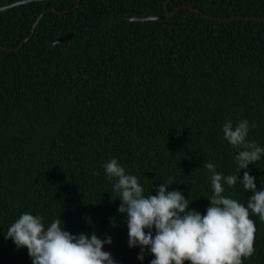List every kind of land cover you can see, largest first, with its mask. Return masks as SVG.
Wrapping results in <instances>:
<instances>
[{
	"label": "trees",
	"instance_id": "trees-1",
	"mask_svg": "<svg viewBox=\"0 0 264 264\" xmlns=\"http://www.w3.org/2000/svg\"><path fill=\"white\" fill-rule=\"evenodd\" d=\"M21 0H0V7ZM42 0L0 11V264H32L26 248L6 239L25 212L45 225L59 218L72 235L111 245L114 264H151L128 244L127 216L104 170L116 158L144 195L169 178L190 210L206 214L212 162L237 174L238 154L223 125L249 122L247 139L264 148V22H219L188 8L163 20L168 0ZM216 17H264V0H170ZM52 8L57 10L53 11ZM63 44L55 42L67 35ZM252 125H255L252 127ZM264 189V154L241 170ZM223 195L245 207L237 183ZM255 222L254 253L264 264V222ZM63 227V225H61ZM147 232V229L145 230ZM153 235L155 231L153 230ZM187 264V262H186Z\"/></svg>",
	"mask_w": 264,
	"mask_h": 264
},
{
	"label": "clouds",
	"instance_id": "clouds-1",
	"mask_svg": "<svg viewBox=\"0 0 264 264\" xmlns=\"http://www.w3.org/2000/svg\"><path fill=\"white\" fill-rule=\"evenodd\" d=\"M249 130L246 119L235 126L231 121L223 125V139L238 153V175L223 176L212 162L204 163L211 174L213 195L203 215L190 210L188 198L179 190L169 191L174 184L171 178L156 189V195L145 196L138 178L126 174L116 158L104 165L107 178L115 180L112 189L121 201L118 212L127 216L129 247L140 248L137 259L144 260L146 249L154 257L151 264H243L253 255L256 228L250 213L264 222V189H257L247 171L242 180L238 177L261 159L264 148L247 139ZM237 183L251 193L246 207L223 195L225 184L234 187ZM5 238L18 249L26 248L32 264H114L111 254L103 251L105 244L111 245L110 237L72 235L59 218L46 226L41 216L25 212L8 228Z\"/></svg>",
	"mask_w": 264,
	"mask_h": 264
},
{
	"label": "water",
	"instance_id": "water-1",
	"mask_svg": "<svg viewBox=\"0 0 264 264\" xmlns=\"http://www.w3.org/2000/svg\"><path fill=\"white\" fill-rule=\"evenodd\" d=\"M35 1H42V0H21V1H17L15 3H12V4H9V5L0 7V11L7 10V9H9L11 7H15V6H18V5H22V4H26V3H30V2H35ZM78 1H79L78 2V4H79L81 0H78ZM169 2H170V0H168V2L165 5V9H166V14L165 15H151V16L137 15V16H129L127 18L130 21H150V20L157 21V20H163V19H165L166 16L174 17L177 14V12L180 11L181 9L188 8L190 10V12L197 13L199 15H202L203 17H206L208 19H212V20H215V21H219V22H236V21H243V20H246V21H261V22H264V17H248V16H237V17H229V18L216 17V16H213V15H208L205 12H203V11L197 9V8L187 7V6H181L175 12H170V10L168 9V3ZM52 10L57 12V10L55 8H52ZM44 15H45V13L42 14L37 19V22H36V24L33 27V30H32L31 35L24 42H22L19 47L8 49L6 47L0 46V48H2V49H8L9 51H16V50H19L20 48H22L23 45H24V43L27 42V41H29L33 37L34 32H35V29H36L37 25L41 22V20L44 17ZM73 36H74L73 34H67V35L59 38L55 42V44H63L65 42H67L68 40L72 39Z\"/></svg>",
	"mask_w": 264,
	"mask_h": 264
}]
</instances>
